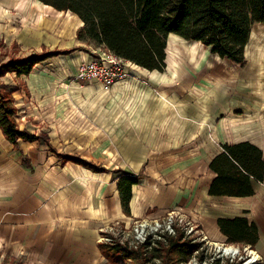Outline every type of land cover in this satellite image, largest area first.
<instances>
[{"label": "crops", "instance_id": "obj_1", "mask_svg": "<svg viewBox=\"0 0 264 264\" xmlns=\"http://www.w3.org/2000/svg\"><path fill=\"white\" fill-rule=\"evenodd\" d=\"M3 2L0 0V9L6 8H3ZM36 8L22 13L38 11L39 22L52 18L55 25L36 26L35 36L53 32L61 41L71 40L74 45L87 44L79 42L77 38V32L84 25L77 16L66 13L69 17L65 23L59 22L65 27H59L56 19L61 18L54 15H61V12L42 3ZM255 26L264 27L263 24ZM257 32L256 28L252 29L246 62L248 47L252 46ZM174 38L172 43H185L183 39ZM102 48L99 47V51L107 52ZM254 54L255 51L250 55ZM175 55L182 57L188 53L177 52ZM214 56L218 63L222 62L218 56ZM95 57L89 55L85 60H80L89 61ZM262 57L261 54L259 58H252L244 66L231 62L240 68L232 76L226 72L211 77V85L225 90L228 89L227 84L241 83V80L258 85L254 87L257 92L253 93L256 98L253 96L249 100L250 95H244L243 99H248L246 107H241L242 102L233 101L229 96L216 101V98H212L214 103L210 110L207 109L205 122L191 124L192 129L207 130L203 137L192 134L193 140L188 141L191 145H186L182 139L179 144L165 143L164 146L134 142L129 143L127 148L121 146L119 135L124 132H119L118 126L110 132L96 129L94 125L84 123L87 120L84 115L71 116L69 111L66 115L63 109L54 110L53 101L46 97V93L52 92L60 83L52 82L45 74L47 71H38L40 64L37 65L31 75L23 76L28 84L29 96L25 91L16 92L13 96L18 110L16 123L21 131L26 130L38 137L46 129L50 145L41 140L21 141L19 147L15 148L0 128V256L12 260L21 258L24 264H105L107 257L102 252L104 242L100 238L106 225L115 221L128 225L130 221L144 218L158 220L168 212L178 210L203 228L204 235L215 244L227 243L219 220L246 218L256 224L260 240L253 250L263 257L264 263V181H253V196L212 197L209 194L217 177L210 169V163L224 152L222 146L249 143L262 150L264 160V92L260 86L261 80H264V67H260L264 63ZM191 59L179 65L182 73L193 72L195 64L194 58ZM143 71L147 70L135 65L130 67L129 81L118 83L112 89L123 90L132 81L141 84L146 80ZM203 74L200 77L206 78V84L208 78L205 72ZM131 75L140 78L139 81L130 79ZM13 76L17 78L15 74ZM188 78L190 81L191 77ZM157 93V98L163 100L165 93ZM142 131L149 133L150 125H144ZM133 133L136 134L135 130ZM89 137L97 140L91 142L87 139ZM141 148L146 149V153L140 162L136 159L139 152H130L124 158L130 167V171H126L122 167L121 152ZM75 155L107 171L96 172L76 161H68L69 158H76ZM143 165L147 167L146 176L140 177ZM128 174L139 181L132 188L129 216L123 210L119 192V180Z\"/></svg>", "mask_w": 264, "mask_h": 264}, {"label": "rangeland", "instance_id": "obj_2", "mask_svg": "<svg viewBox=\"0 0 264 264\" xmlns=\"http://www.w3.org/2000/svg\"><path fill=\"white\" fill-rule=\"evenodd\" d=\"M1 1H4L1 4L4 6L3 8H6L0 9V63H8L10 59L20 60L37 54H57V56L40 63L38 69V71H47L45 74L50 77L51 81L53 80L52 82L60 83L59 87H55L52 92L46 93V97L53 101V109H63L66 115L69 111L72 114H70L71 116L84 115L85 118H87L84 123L88 126L94 125L96 129L100 128L110 132L113 127L118 126L119 132H124L119 135L121 138V146L124 148H127L129 143L134 144V142L138 143L141 141L146 144H162L163 146L165 143L179 144L182 142V139L186 141V145H191L192 143L188 141L193 140L192 134L202 136V134L204 135V133L207 132V130L203 132V128H199V130L192 129L191 124L192 122H205L208 114L207 109L210 110V106L214 103L212 98H216V101L217 99H222L221 97L229 96L233 101L237 100L236 102H242L240 105L241 107H246L248 99H243L245 98L244 95L248 93V95H250V97H248L250 100V98L254 96L255 85H258L256 82L252 83L247 80H241V83H229L226 85V87L228 86L227 90L223 87L220 89L218 86L211 85L213 82L211 80L212 76L224 75L226 72L228 76H232V74L234 75L240 68L227 60H222L221 63H218L217 58L211 53L212 50L210 48H205L198 42H188L182 38L185 43H172L174 40L172 36L169 37V39L172 38V40L169 43L168 39L167 44V70L164 73L151 72L154 74L143 71L145 74L144 78H146L147 81L143 80L144 82L139 85L132 81L128 83L123 90H113L112 86L107 89L97 81L79 80V67L77 63L81 62V60H85L89 55H92V57H99L101 55H108L111 52H101L99 51V47L94 44L74 45L71 40L61 41V38H58L53 32L35 36L34 34L36 33H34V31L36 26L41 28L55 25L54 19L52 18L47 19V22L45 20L39 22L38 11H36V13H22L27 9H35L37 5H40V2L36 0ZM54 16L61 18L60 20L56 19V24L59 27H65L60 24H64L69 17L66 12ZM59 22L61 23L59 24ZM254 28L258 30V35H254L255 41L253 40L252 46H249L250 49L248 47L250 57H248V60H252V58L254 60L255 57L259 58L261 54L262 56L264 54V51H262L264 49V27L255 26ZM254 51L255 54L251 56ZM177 52L184 54L188 53V55L180 57V55H175ZM191 57L194 58L193 63L195 64L192 68L193 72L190 71L188 74L185 72L182 73L181 70H179L181 68L180 66L183 64L182 61H186V59L192 60ZM184 64H186V62ZM260 67H264L263 62ZM197 70H201V72L195 73ZM203 72H205L209 84H205L206 78L200 77V75H204ZM186 77H191L190 81L189 78L187 79ZM130 79L139 81L140 78L131 75ZM0 83L8 86L10 85V89H12L14 94L19 91H25L27 96L30 94L27 86L28 84L24 77L15 78L12 73H9L5 77L0 78ZM155 83H157V85H155ZM158 86L161 87V90ZM260 86L262 87L261 90L264 92V80H261ZM237 87L241 89L238 90ZM157 92L165 93V96L163 95V100L157 98ZM254 98H256V96H254ZM231 100H229L230 103H236ZM210 102L212 103L209 104ZM191 109H194L193 113ZM117 116L119 117L114 119ZM77 123L78 125L81 124L79 122ZM148 124L150 125L151 131L145 133L142 131L143 126ZM133 130H135L136 134L133 133ZM39 135L41 142H46L50 145L46 129ZM87 139L91 142L97 140L94 137H89ZM62 141L65 142V140ZM130 152L132 154H137L139 152V156H137L136 159L140 162L146 153V149L141 148V150L138 151L127 150L121 152L123 153L122 167H124L126 171L128 169V171H130V167L127 161L125 162L124 158L127 157ZM75 157L76 158H69L68 161L73 160L78 163L80 161L82 164H79L83 167L86 166L85 164L87 163L91 164L93 166L91 168L96 172L106 170L101 166L97 167L92 161L82 159L76 155ZM146 168L147 167L143 165L139 173L140 177L146 176ZM171 212H168L166 215ZM166 215L162 217L164 218ZM163 218H161V221ZM186 221L185 222L188 223L189 226L186 225L184 227L185 229L178 223L175 226V233L168 234L166 232H161L149 242L156 244L158 240H165L168 236H176L177 230H180V232L185 234L186 242L192 241L193 245L199 246L198 252L188 264H216L217 261H219V264H246L249 260H256L257 262L255 264H264L262 263L263 257H260L256 250L238 245H228L227 243L215 244L204 235L203 228L192 222L191 219L186 218ZM133 222L134 221H130L127 225L115 221L112 224L106 225L107 227L104 228L103 233L111 237L113 242L116 241L122 246L123 244L124 246H129L128 240L131 239V241H133L131 231ZM154 247L156 246L154 245ZM137 248L141 249V245H138ZM226 249L232 250L231 254L224 251ZM236 251H238V253ZM142 253L144 252L142 251ZM122 256L123 255H115L112 259L107 258L105 264H141L140 262L131 259L128 260ZM145 256L148 258L150 253ZM173 259L176 261L174 257ZM163 261V258H153L152 261L148 263L146 261L144 264H164ZM248 263L253 264V262ZM0 264H24V262L21 258H14L12 260L0 256Z\"/></svg>", "mask_w": 264, "mask_h": 264}, {"label": "trees", "instance_id": "obj_3", "mask_svg": "<svg viewBox=\"0 0 264 264\" xmlns=\"http://www.w3.org/2000/svg\"><path fill=\"white\" fill-rule=\"evenodd\" d=\"M61 13H72L84 25L77 32L79 42L105 48L116 57L149 72L167 70V44L170 36L198 42L210 48L221 60L246 65V50L256 24L264 25V0H37ZM172 40L169 39V43ZM57 54H37L0 63V78L13 73L17 78L31 75L35 67ZM10 85L0 83V128L10 143L18 148L21 141L38 142L40 136L21 131L16 123L18 110ZM224 152L210 163L217 174L209 194L212 197L253 196V181H264L263 152L249 143L222 146ZM80 164H82L79 161ZM93 167L91 164H85ZM137 178L128 174L119 180L122 207L130 215L132 188ZM228 245L258 244L256 224L246 218L219 220ZM178 232V233H177ZM145 243L130 249L119 242L103 243L107 258L123 255L144 264L163 258L164 264H188L199 246L185 241V234ZM154 245L156 247H154ZM140 249V250H139ZM144 253H142V251ZM150 256L147 258L145 255ZM173 257L176 259L174 261ZM216 264H219L217 261Z\"/></svg>", "mask_w": 264, "mask_h": 264}, {"label": "built area", "instance_id": "obj_4", "mask_svg": "<svg viewBox=\"0 0 264 264\" xmlns=\"http://www.w3.org/2000/svg\"><path fill=\"white\" fill-rule=\"evenodd\" d=\"M131 66L134 65L125 60L123 61L122 59L116 57L113 53L101 55L99 57H95L92 60L81 62V64L78 66V79L91 82L97 81L105 88L109 89L111 86L113 87L118 83H123L126 81L129 76V68ZM185 221L186 218L184 215L176 210L166 215L162 221L161 219L155 220L149 218L136 220L133 222V226H131L133 241H131V239L128 240L129 248L132 246L137 248L138 245L142 246L144 243L153 240L152 238L158 236V234L161 232H166L168 234L175 233V226L178 223L183 228L186 225L189 226V224H191L188 221L186 222L189 224ZM103 232L104 229H102V236L100 240L107 244L115 245L116 241L113 242L112 238L105 235ZM224 251H226L228 254H231V251H228L227 249ZM236 252L238 253V251ZM248 262H253V264H255L257 261L249 260L246 264H249Z\"/></svg>", "mask_w": 264, "mask_h": 264}, {"label": "bare ground", "instance_id": "obj_5", "mask_svg": "<svg viewBox=\"0 0 264 264\" xmlns=\"http://www.w3.org/2000/svg\"><path fill=\"white\" fill-rule=\"evenodd\" d=\"M253 37V36H252ZM175 39V38H174ZM181 40V39H180ZM253 40H254V38H253ZM249 49H250V47H249ZM249 51V50H248ZM264 58V55H263V57H262V59ZM228 251H232V250H229L228 249ZM234 251V250H233ZM235 252V251H234ZM253 255H254V253H253Z\"/></svg>", "mask_w": 264, "mask_h": 264}]
</instances>
